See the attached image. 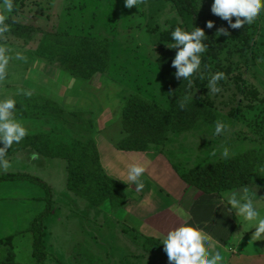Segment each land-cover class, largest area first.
<instances>
[{
  "label": "rangeland",
  "instance_id": "1",
  "mask_svg": "<svg viewBox=\"0 0 264 264\" xmlns=\"http://www.w3.org/2000/svg\"><path fill=\"white\" fill-rule=\"evenodd\" d=\"M12 4L8 11L4 0H0V49L8 58L0 73V100L14 99L17 106L24 103L23 97L49 99L63 111L60 120L25 119L14 113L28 136L45 133L51 142L68 145L93 140L108 176L124 180L130 160L138 156L148 161L154 156L150 152H123L117 148L123 136L121 120L127 101L139 95L167 107L157 61L176 50L166 47L172 40H161L169 36L171 39L175 27L191 30L193 26L205 31L210 54L195 73L188 96L212 103L219 117L212 124H199L192 132L172 138L165 149L168 154H163L162 159L171 164L186 162L190 169L224 160V151L229 153L228 157L249 149L264 151V14L237 30L211 13L212 0H197L194 12L179 9L171 0H139L137 7L131 9L125 8L124 0H12ZM235 19L232 18L233 23ZM209 20L215 23L210 30L206 28ZM220 28L229 35L217 37L215 33ZM52 35L108 40L112 45L108 71L85 82L70 76L57 61L36 56L42 39ZM217 72L223 73L224 79L217 82L220 91L214 93L209 89V80ZM237 76L258 90L259 100L249 103L238 93ZM217 122L225 124V131L214 136ZM25 153L36 154L28 149ZM16 154L15 159L6 161L7 168L0 165V176L27 173L46 183L52 194L50 215L45 221V264H122L126 258L137 259L138 255L157 258L156 250L149 252L153 246L163 250L147 241L154 240L151 237L127 235L129 227L124 226L120 209L115 212L105 204L92 207L70 192L62 161L47 160L48 164L45 160L36 162L22 151ZM25 157L34 164L26 163ZM157 161V165L163 166ZM7 183L0 184V237L5 236L2 243L16 230H26L44 208L45 192L40 186L30 182ZM14 185L16 188H11ZM262 186L259 191L264 190V183ZM155 198V207L165 201L160 194ZM147 208L143 211L150 210V204ZM13 244L16 261L33 262L31 234L16 237ZM7 252L4 247L0 264H6ZM160 262L167 264L168 258Z\"/></svg>",
  "mask_w": 264,
  "mask_h": 264
},
{
  "label": "trees",
  "instance_id": "2",
  "mask_svg": "<svg viewBox=\"0 0 264 264\" xmlns=\"http://www.w3.org/2000/svg\"><path fill=\"white\" fill-rule=\"evenodd\" d=\"M171 1L179 9L189 8L190 12L197 9V0ZM170 40L169 36L162 37L161 41ZM203 43L207 50L202 55V62L210 54L209 45L205 41ZM111 51L112 45L105 39L52 35L42 39L35 54L47 61H57L70 76L88 82L95 75L108 71ZM175 53L176 51L168 52L157 61L163 90L167 97V107L139 95H133L127 101L121 120L123 136L117 143L118 150L123 152L152 150L168 154L165 149L172 138L192 132L199 124H212L214 119L219 117V112L212 103L188 96L192 89L188 81H184L182 77L179 80L175 78L177 70L171 66ZM194 75L195 73L191 83H195ZM235 81L238 93L245 100L249 103L259 100V92L255 87L248 86L238 76ZM22 101L24 103L18 102L19 104L15 106L14 113L18 117L34 120L43 118L60 120L62 117L63 111L54 101L32 97H23ZM0 147L3 145L0 144ZM27 149L44 158L63 160L68 173L67 189L88 205L100 207L105 204L115 212L123 207V186L103 170L98 149L93 140L86 143L78 141L68 145L62 142H51L45 133L26 135L18 144L14 143L7 150L0 163ZM172 166L188 186L205 194L221 193L250 185L255 180H264V151L249 149L227 159L197 165L190 169L186 162L172 163ZM7 182H30L40 186L45 196L42 198L44 208L32 219L27 229L7 237L3 243L0 241L8 250L6 264H21L15 259L12 240L27 233L32 236L33 262L29 264H45L48 259L45 245L47 236L45 221L52 207L50 188L39 178L22 173L6 174L0 177V184ZM147 241L158 244L163 249V245L158 241L152 239Z\"/></svg>",
  "mask_w": 264,
  "mask_h": 264
},
{
  "label": "clouds",
  "instance_id": "3",
  "mask_svg": "<svg viewBox=\"0 0 264 264\" xmlns=\"http://www.w3.org/2000/svg\"><path fill=\"white\" fill-rule=\"evenodd\" d=\"M139 0H124V6L127 9L137 7ZM4 7L11 11L13 8L12 0H4ZM211 13L227 22L231 29H241L242 26L252 24L258 16L264 14V0H212ZM235 17V22L232 18ZM2 21V17H0ZM214 21H207L206 28L213 29ZM215 35L228 36L229 33L220 28ZM172 43L166 47L176 50L175 56L171 61V66L177 71L175 78L181 77L184 81L191 84V78L196 73L202 63V55L207 47L203 43L208 40L205 31L201 28L193 27L186 30L181 27H175L171 32ZM19 58V57H18ZM8 63V58L4 55V50L0 49V73ZM224 79V74L217 72L209 80V89L211 92L218 93L220 88L217 82ZM16 101L11 98L0 100V160L5 156L7 150L16 143L18 144L26 135L27 129L23 123L14 117ZM183 107V105H181ZM225 131V124L217 122L213 135L219 136ZM229 153H221L222 159H227ZM36 154L32 159H36ZM3 166L8 167L4 162ZM146 172V168L138 161H133L126 166V178L132 185H135L137 192L142 191L144 183L141 178ZM243 185L230 194H226L224 205L229 214L235 213L236 216L250 224L255 230L251 236L254 241H264V216L261 215L260 207L264 206V199L257 198V190ZM184 216L183 213L180 214ZM159 244L163 245V251L167 255L168 264H224V256L220 250L216 249V243L213 238L193 224L188 223L185 218L179 226L173 227L163 234Z\"/></svg>",
  "mask_w": 264,
  "mask_h": 264
},
{
  "label": "crops",
  "instance_id": "4",
  "mask_svg": "<svg viewBox=\"0 0 264 264\" xmlns=\"http://www.w3.org/2000/svg\"><path fill=\"white\" fill-rule=\"evenodd\" d=\"M22 152L24 156L26 155L27 157L30 156V158H32V154L27 155L25 150ZM148 152H150L151 155H154L148 161L137 158L138 156L134 157L135 161L137 160L138 162L145 163L144 166L146 168V172L141 178L142 182L144 183V188L142 191L137 192L135 190V185H132L127 181L125 174L124 180H118L112 177L123 186L122 194L124 205L120 209V212L121 219H123L122 221L125 223L124 226L126 228L129 227L128 229L131 231L130 232L127 229V235H130L131 233H137L138 235L142 234L147 236V238L151 237L154 240L159 241L162 239L163 234L166 235L168 230L179 226L180 223L186 218L188 223L202 228L213 238V241L216 243L215 250H220L225 258L224 264H264V241L252 240L251 236L255 231L253 227L250 224L244 222L242 218L236 216L234 212L229 214L224 205V193L228 192V194H230L236 189L214 194L202 193L201 191L188 186L180 178L171 162L169 161V163L164 158L162 159V155L164 153L161 154L152 150ZM16 155L17 154L8 160H3L0 165L6 161L10 162L11 160L15 159ZM36 156L37 158L33 159L36 162H43V160H45L48 162V164H50L47 160H58L48 159L38 155ZM140 156L141 155H139V157ZM18 159L21 158L18 157ZM158 159L161 161L159 163L163 164V166L156 164L158 163ZM24 160L26 163L29 162L34 164V162L30 161L26 157ZM134 160H130V162H133ZM59 161L64 163V169L66 171V163L63 160ZM162 161L164 163H162ZM6 174L17 173H5L4 175ZM157 183L162 185H158ZM263 183L264 180H255L253 183L248 185L253 190H255V185L258 199H264V190L259 191V189L263 187ZM1 186L2 185H0V188ZM11 188H16V186L14 185ZM158 194H160L162 200L164 198L165 201L163 200V203L160 206L155 207L156 203L154 200H156L155 196ZM148 199L150 203L147 201ZM147 204H150L151 209L145 212L143 210L148 209ZM260 212L261 215L264 216V206L260 207ZM181 213H183L184 216H181ZM27 228L28 227H26V229ZM17 231L18 230H16L15 233ZM3 237H0V241L3 239ZM15 239L16 237L12 240V243ZM153 248L155 247L153 246L149 252L156 250V255H158L157 258H154V256L152 257L151 254H149L150 257L147 259H144V256L140 257L138 255V258H135L136 260L128 257L123 261L122 264H163L160 261L162 258L167 257V255L163 250ZM3 250L4 247L0 243V253ZM142 261H144V263Z\"/></svg>",
  "mask_w": 264,
  "mask_h": 264
}]
</instances>
